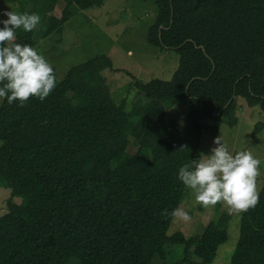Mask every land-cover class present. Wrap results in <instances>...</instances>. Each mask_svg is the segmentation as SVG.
<instances>
[{"label":"trees","instance_id":"trees-1","mask_svg":"<svg viewBox=\"0 0 264 264\" xmlns=\"http://www.w3.org/2000/svg\"><path fill=\"white\" fill-rule=\"evenodd\" d=\"M66 1L44 37L106 0ZM155 2L148 42L180 62L170 80L134 82L130 109L111 95L105 71L117 69L106 55L72 67L44 101L0 100V179L24 198L0 215V264H151L167 242L210 263L228 240V213L190 237L168 235L169 213L185 196L178 168L201 154L203 121L236 126L240 98L264 111V0ZM15 42L34 47L33 30H16ZM176 104L187 106L193 140L179 117L167 119ZM231 264H264V183L243 213Z\"/></svg>","mask_w":264,"mask_h":264},{"label":"rangeland","instance_id":"rangeland-1","mask_svg":"<svg viewBox=\"0 0 264 264\" xmlns=\"http://www.w3.org/2000/svg\"><path fill=\"white\" fill-rule=\"evenodd\" d=\"M66 3V0H57L54 10L47 12L50 0L0 2V19H6L2 13L11 9L39 13L41 22L33 29L34 47H39L54 66L57 83L64 79L72 67L106 55L113 60L114 68L117 69L114 73L105 71L111 85V95L118 103L125 102L127 109H130L137 94L134 82L172 78L179 66L180 55L176 50L149 44L147 38L150 27L158 16L155 0H106L100 8L79 10L64 25L62 33L54 32L44 37L43 29L48 19L51 16L61 17ZM186 114L187 106L176 104L168 108L167 119L169 121L179 117L180 133L193 140V129ZM237 116L239 121L234 127L224 118L203 121L199 151L209 153L217 136L221 137L230 151H251L261 160L260 174L257 177V189L260 192L264 183V126H261L258 133L254 132L257 124H264V111L260 106H249L245 99L240 98ZM136 150L132 145L129 146L130 153H135ZM11 198L16 204L24 202V198L12 196L11 189L2 184L0 179V215L6 212L7 202ZM179 209L187 212L188 217L175 216L168 235L178 232L186 237L201 235L212 220L222 213H228V240L219 246L217 256L210 263L202 262L194 255L193 249L186 252L184 245L167 242L164 245L165 256L158 255L151 264H231L244 211L229 212L227 206L219 202L214 206L201 207L195 203L193 194L187 188Z\"/></svg>","mask_w":264,"mask_h":264},{"label":"clouds","instance_id":"clouds-1","mask_svg":"<svg viewBox=\"0 0 264 264\" xmlns=\"http://www.w3.org/2000/svg\"><path fill=\"white\" fill-rule=\"evenodd\" d=\"M0 19V100L18 101L23 106L31 97L44 101L57 86L52 63L39 47L15 42L16 30L35 29L41 22L37 12L7 10ZM207 154L183 163L177 179L191 191L201 207L226 205L229 212L255 207L260 192L257 177L261 160L249 150L230 151L220 136L213 140ZM171 216L188 217L187 212L173 209Z\"/></svg>","mask_w":264,"mask_h":264},{"label":"water","instance_id":"water-1","mask_svg":"<svg viewBox=\"0 0 264 264\" xmlns=\"http://www.w3.org/2000/svg\"><path fill=\"white\" fill-rule=\"evenodd\" d=\"M215 114H219V113H215Z\"/></svg>","mask_w":264,"mask_h":264}]
</instances>
